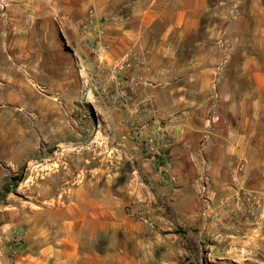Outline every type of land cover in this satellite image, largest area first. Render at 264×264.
<instances>
[{
    "label": "rangeland",
    "instance_id": "obj_1",
    "mask_svg": "<svg viewBox=\"0 0 264 264\" xmlns=\"http://www.w3.org/2000/svg\"><path fill=\"white\" fill-rule=\"evenodd\" d=\"M250 1L258 5L259 14L254 8L249 12ZM231 3L226 0L223 9ZM245 3L244 15L231 19V28L264 31V0ZM53 5L52 0H0V264H49L43 260L45 239L60 232L58 219L55 225L51 221L52 202L61 201L66 188L78 180L101 179L107 184L110 170L115 172L111 179L116 185L128 187V215L147 232L140 249L127 247L132 259L119 260L237 264V259L264 264V253L252 252L257 249L259 229L264 236L259 214L264 211V194L236 178L223 184L221 195L216 194L202 164L196 193L189 192L193 199L175 201L174 190L184 179L175 174L169 156L177 115L161 117L153 99L146 108L145 98L152 95L149 81L128 90L116 104L112 64L107 52L99 57L91 52L94 29L84 25L94 10L95 23L102 29L101 17L90 7L73 27L57 29L53 24H61L62 13ZM261 54L264 59V50ZM130 152L149 166L141 160L129 161ZM77 164L84 168L83 176L63 174L64 168L75 170ZM194 211L201 215L192 217ZM232 236L249 241L245 244L252 250L238 251L243 260L231 258L237 253L228 242Z\"/></svg>",
    "mask_w": 264,
    "mask_h": 264
},
{
    "label": "crops",
    "instance_id": "obj_2",
    "mask_svg": "<svg viewBox=\"0 0 264 264\" xmlns=\"http://www.w3.org/2000/svg\"><path fill=\"white\" fill-rule=\"evenodd\" d=\"M231 1L230 8L223 9L226 0H52V8L62 13L61 24H53L57 29L73 27L93 7L105 31L108 61L116 65L133 59L135 67L127 74L149 81L153 106L161 117L177 115L169 156L175 174L184 179L174 190L175 201H190L189 192L196 193L202 164L216 194L221 195L223 184L231 178L264 194V59L260 57L264 31L245 26L232 29L231 19L243 14L246 3ZM251 2L249 12L254 8L259 14L260 8ZM128 155L129 161L141 160L149 166L137 153ZM64 169L63 174L69 176L85 172L78 164L75 170ZM111 171L107 184H101V179L78 180L66 188L61 201L52 202L51 221L55 225L58 219L60 232L45 239L43 260L49 264H128L119 260L132 259L133 254L125 252L127 247L140 249L146 242L143 225L128 215V187L116 185ZM261 210L260 220H264ZM196 211L194 218L201 215ZM260 231L258 250L232 236L228 242L237 253L231 258L243 260L238 251L248 249L262 255Z\"/></svg>",
    "mask_w": 264,
    "mask_h": 264
},
{
    "label": "built area",
    "instance_id": "obj_3",
    "mask_svg": "<svg viewBox=\"0 0 264 264\" xmlns=\"http://www.w3.org/2000/svg\"><path fill=\"white\" fill-rule=\"evenodd\" d=\"M84 25L93 28L94 33L92 35L93 42L90 46V50L92 53H94L96 56L99 57L100 54H103L104 52H107L108 46L107 43L104 41V31L98 27L95 23L94 15L92 12L89 13V15L85 18ZM135 67V61L131 58H126L122 63L120 64H114L112 65V82L116 87V95L117 100L116 104H120L121 101L126 98L128 90L133 91L135 90L139 85H142L144 83V79L139 76L135 75L134 78L128 79V70H132ZM129 71V72H130ZM125 76V78H124ZM146 108L147 104L152 101L153 95L147 94L146 96ZM147 110V109H146ZM147 144L150 147H153V141L149 140ZM144 224L149 225L151 227V224L148 222L147 219H143Z\"/></svg>",
    "mask_w": 264,
    "mask_h": 264
}]
</instances>
